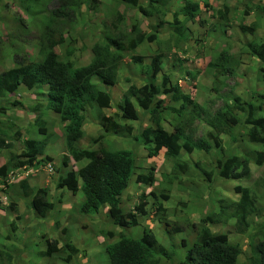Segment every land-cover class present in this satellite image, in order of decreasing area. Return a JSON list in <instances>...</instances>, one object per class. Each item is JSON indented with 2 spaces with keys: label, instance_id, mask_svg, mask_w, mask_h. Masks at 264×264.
I'll return each instance as SVG.
<instances>
[{
  "label": "trees",
  "instance_id": "obj_1",
  "mask_svg": "<svg viewBox=\"0 0 264 264\" xmlns=\"http://www.w3.org/2000/svg\"><path fill=\"white\" fill-rule=\"evenodd\" d=\"M36 1L39 4L43 0ZM141 1L110 0L109 3L104 0H52V3L58 6L48 14L37 4L33 7L27 5L25 10L33 19L30 22L21 20L19 23L24 28H30L39 34L40 53L36 57L40 60L31 56L24 41H17L10 35L5 36L0 32L1 112L6 113L9 110V105H14L7 99V96L16 92L21 85L28 89L46 85L48 87L47 108L58 113L61 116V121L68 122L63 128L66 150L75 161L89 160V163L78 171L73 169L64 171L57 177V180L59 178V183H72L73 185L82 180L81 190L85 200L80 205L79 212L86 218H92L99 215L101 208L106 206L109 218L122 229L137 226L141 216H148V202L145 194L141 201L136 203L133 210L126 212L122 207L123 194L134 178L137 168L135 152L124 148H119L114 152L106 149L88 150L80 148L77 143L84 137L82 127L87 107H91L93 113L97 111V118L101 121L105 131L113 130L121 135L132 132L130 125L120 123V116L116 119L102 113L104 108L110 106L111 96L94 80L95 77H98L111 85L116 84L119 80L118 69L128 61L124 55L126 49L133 53L130 56L132 60L130 67L133 65L132 68L140 70V74L145 76V83L142 86L131 85L128 88L123 97L122 116L130 121L139 120L135 103H138L146 113H149L152 123L142 131V137L145 139L143 143L151 157H157L161 152H164L165 156L175 164L173 172L183 174L187 163L181 161L182 151L189 154L195 151L208 153L217 147L224 148L221 137L225 133L231 135L232 143L236 142L238 137L228 131L238 127L242 122V116L236 112L239 111L245 118L242 123L249 128L247 140L258 144L259 148L255 150L253 158H250L249 153L242 156L226 153L217 161L219 173L228 180H236L249 172L251 163L264 167V91L254 94L253 101H246L240 96L233 97L231 93L221 95L226 87V81L237 75L243 54H249L260 61L257 79L258 83L264 82V39L260 38L258 34L264 17L258 15L260 20L251 23L244 20L251 13L255 14V11L264 15V6L256 4L255 0H234L235 9L244 10L243 20L235 28L241 35L249 34L254 37V40L237 49L242 53L239 58L231 52L234 47L229 43L232 38L227 31L230 24L228 17L230 7L226 4L217 13L214 12L223 21L224 37L218 50L213 51V58L205 66L201 64L197 69H185L182 65L177 67V63H175L170 68V72L166 73L162 77V81L159 82L156 80L153 69L157 71L162 68V61L158 60L161 56L160 53L158 54L156 51L154 59L151 58V65L149 63L147 68L143 64H147L144 63L145 57L147 59L148 54L151 53L150 44L152 42H158L160 46L167 45L171 38L170 35L166 40L159 39L160 29L169 25L173 29L171 30L172 36L176 35L188 47L187 51H192L195 49L194 44L198 45L199 42L194 35L207 36V40L210 42L215 41L212 40L214 36L209 26V24L215 26V21H213L215 15L210 14L211 10L213 12V7L209 0H204V5L198 1L184 0L180 11L169 8L167 3L171 2L170 0H148L147 4H143ZM99 8H103L105 17L103 20L106 22H102L100 38L97 33L98 27H94L97 38L91 45L94 54L92 61L87 65L79 66L75 59L77 51L82 50V48L80 49L82 45L87 49L91 43L89 42L90 38L85 36L84 30L80 31L76 28L79 22L77 13L84 15L83 12H89L88 18L92 20L95 17L93 12ZM131 8H136L143 15L156 19L157 24L152 33L143 31L138 24L124 22L127 17L126 11ZM202 10L208 15L202 16ZM169 13H172L173 17L168 22L165 18ZM17 17L20 18L18 15ZM95 18L100 20L98 17ZM205 20H207V24H205ZM196 24H201L210 31L204 32ZM124 40H127L128 48H126ZM56 48H62L63 51L57 53ZM139 48L141 49L138 51ZM23 53L26 54L21 55ZM16 55L18 56L15 58ZM8 56H12L14 66L2 71L1 67ZM196 57H199V54ZM183 61V58L179 59V62ZM176 67L180 69L182 75L176 78V83H173L174 77L171 76L173 74L171 70ZM203 67L213 78L211 92L216 93L218 98L223 100V106L214 115V122L219 128L216 134L210 132L207 138L196 140L191 133L187 132V126L200 114H207L208 120L213 118V115L210 116V112L194 99L199 72ZM179 100H182L183 103L178 111L186 114L185 120L188 124H183L185 120H182V117L181 121L183 122H177L171 130H168L167 127L170 124L165 122V113L167 111L175 112L177 109L172 104ZM188 106H191L190 109ZM7 120H15V118L10 117ZM36 123L30 127L39 139L27 138L21 151L16 154L14 144L23 130L15 122L13 124L11 121L6 122L0 119V158L6 157V161L0 165V187L4 190L12 189L15 194L12 195L13 203L7 207L8 209L16 205V201L13 200L23 195L30 199L29 208L39 217L45 218L53 209H56L55 202L49 200L50 188H31L27 179L19 182V185L11 182L12 178L22 172L21 168L26 165L36 166L39 163L38 156H42L47 144L57 138L56 134L49 132L43 120L39 118ZM19 124L26 126V123L21 119ZM53 160L48 156L44 159L45 163ZM153 170L152 168L148 175L138 174L137 181L151 184L154 177ZM202 170L207 179L211 181L213 170ZM235 191L241 194L237 204L231 203L230 199H223L219 211L208 215L200 222H195L185 216H178V222H171L160 217L162 222L160 227L163 226L171 236L179 232L185 234L182 243L184 254L176 263L174 258L177 259L179 252L173 248L174 244L169 250H164L156 231L146 228L142 230L140 237L127 234L125 230L118 235L109 230L100 231L107 238L114 239L118 236V240L107 244V258L104 264H164L160 259L163 253L171 264H237L243 253L240 244L231 242L227 233L216 232L209 224L236 218L237 232L245 233L253 225L254 219L264 213V207L260 206L262 194H259L258 190L254 192L249 188L237 185ZM8 193L11 196V193ZM154 195L157 196L156 193ZM161 198L167 200L170 198V194L161 192ZM185 203L186 208L187 202ZM158 211L163 216L167 212L162 206H159ZM61 213L64 214V212ZM220 215L224 218L219 219ZM12 227L14 228V226ZM261 229H264V225L261 226ZM11 230L15 231V229ZM45 244L46 247L37 253L43 259V264H55L53 261L55 255L58 254L64 255V258L57 257V263L59 260H65L67 264H76L75 256L79 253V248L76 245L64 244L60 247L58 239L52 238H47ZM253 252L254 256L251 260L254 261V264H264V238L258 243L256 242ZM14 258L16 257L11 253L3 255L0 251L1 264H15Z\"/></svg>",
  "mask_w": 264,
  "mask_h": 264
},
{
  "label": "rangeland",
  "instance_id": "obj_2",
  "mask_svg": "<svg viewBox=\"0 0 264 264\" xmlns=\"http://www.w3.org/2000/svg\"><path fill=\"white\" fill-rule=\"evenodd\" d=\"M171 2L168 3L169 8H173L176 10H181L184 0H170ZM104 2H109L110 0H104ZM181 3V4H180ZM255 3L258 5L264 4V0H255ZM39 5L45 13H49L52 9L57 8L58 5H54L52 3V0L46 1L43 0L41 3H37L36 0H0V32L1 34L10 35L12 39L15 40H22L25 43V47L29 53H31V56L37 58L40 60V58L36 57L40 53V46H39V34L36 33V31L30 29V28H24L22 24L19 23L21 20H26L27 22H30L33 17L30 16V14L25 10L27 5H31L32 7L34 5ZM177 5V6H175ZM226 5H223L222 8H224ZM232 8V10H231ZM243 12L244 10H238L235 9V6L232 5L230 6V10L228 12V17L230 18V24L227 29L228 33L230 34V44L234 47V49L231 51L234 56L237 58L240 57L242 54L240 51L237 49L242 48L243 45H245L246 39L245 37L251 36L252 39L254 38L252 35H241L239 34L238 30L235 28L237 25L241 23L243 20ZM84 15H78L79 16V28H81L80 31L84 30L85 36L89 37L91 33L95 35V29L94 27L97 26V33L98 36L100 37V33L102 32V22H106V20H103L104 14H103V8H99L98 10H95L93 13L95 14V17L100 18V20L96 19L95 17L90 20L88 18V13L89 12H83ZM20 16L19 17H17ZM258 15H261L264 17L262 13L256 12L255 14H250V16H246L244 20H247V22H252L255 20H260L258 19ZM219 18V17H218ZM171 19V18H170ZM147 21L148 25L146 22ZM124 22H128V24L135 23L138 24L139 26L142 27L144 31L149 30H154V27L156 26L157 22L156 20L142 16L141 13L135 9L131 8V10H127V17ZM169 27V25H166ZM23 27V29H22ZM170 28V27H169ZM223 23H221L220 27V33L221 35L218 37L212 38V40H215L214 42H210L207 40V36L202 37L198 35H194L196 39H198V43L202 42L200 45H195V48L201 49L202 48V53L204 56V63H208L209 60H211L212 53L213 51L218 50L220 47V43L223 39ZM170 34V33H169ZM167 34V35H169ZM261 38V36L259 35ZM184 43L181 45L184 47ZM207 45H210L211 47L206 48ZM153 49V50H152ZM151 49V53L148 54L147 59L145 57V62L147 64H143L145 68L148 67L149 63L151 65L152 60L151 58L154 59L156 55V47L153 45V48ZM61 50L63 51L62 48H56L57 53H61ZM26 53H23L21 55H24ZM133 55V53H130ZM175 52L170 53V57L167 58L160 53V58L158 59L159 61H162L161 64V69L155 71L153 69V73L156 76L157 81H161L163 74H165L167 71L170 70V68L174 65V62L176 59H173V55ZM18 55L15 56V58ZM244 56L241 55V60L242 63L239 66V69L237 71V75L233 78H229L226 81V87L224 90L227 91H233L234 94L236 95H242L243 97H249L252 95V93H255V89L257 88V85L255 84L257 81L255 80V71H256V63L257 60L253 61H245L243 62ZM150 61V62H149ZM14 66V60L12 59V56H8L5 60L4 63L1 67V70H8L13 68ZM133 65L130 67L129 65L125 68L124 72H121L119 75V80L116 86L112 88L113 92L116 91V87L118 88L117 90L120 91L121 93V99L119 104H117L115 101V105H118V109L120 105L122 104V100L124 97V94L126 92H123L124 86L122 84H129L131 82L132 76H141L145 78L144 75L140 74V70H135L132 68ZM140 68V66H139ZM151 70V69H150ZM201 73V79L199 83L197 84V90L194 94V99L198 104L201 106H204L209 112L210 116L215 114L222 106H223V101L217 97L216 93H212L211 89L213 87V78L211 74L207 70H203ZM177 75V74H176ZM242 79V81H240ZM176 81V79H173V83ZM98 86L103 88L105 91H107L104 87V84L98 83ZM260 84H258L259 86ZM46 86V85H45ZM261 88L264 90V83L261 85ZM236 90V91H234ZM108 92V91H107ZM12 99V97L10 98ZM9 101L11 103L12 100ZM255 99V98H254ZM5 101V100H4ZM8 101V100H7ZM182 100H179L177 102H174L173 106L175 109H177L175 112L168 113L170 116L168 118H165V122L169 123L170 126L167 127L168 130H171L173 126L177 122H183L181 121V118L183 117L182 120H185L186 114L184 115L183 112L178 111V109L181 107ZM2 106L1 101H0V107ZM136 109L138 113H144L143 109L135 103ZM191 106H188V109H190ZM112 108V104L111 107ZM49 109V108H48ZM92 113L93 117L97 122H99V125L102 126L101 121L97 118L98 113L95 111L93 113V110L91 107H88L87 111ZM120 110V109H119ZM102 113L105 114L106 116L109 117H114L116 119L119 118L120 112H113L111 115H107L105 113V109L102 110ZM10 115V117H14L15 120H7L6 116ZM166 115V113H165ZM184 115V116H183ZM207 114H200L199 117H197L192 123H190V128L187 130L188 133H191L195 139H199L201 137L207 138V135L210 132H213L216 134V131L219 130L217 128V124L214 122V115L213 118L211 119V125H207L205 119L207 118ZM166 117V116H165ZM26 118V116H25ZM0 119L4 121H11L13 124H17V126H20L23 130L24 133L21 135L16 143L14 144V149L16 151V154H18L23 146L25 145V140L27 138L29 139H39L37 135L35 134L34 130L26 123V126L20 125L19 121L21 119V116H16L14 115L11 111L7 113H3L0 110ZM204 120V121H202ZM120 123H122V119L120 117ZM184 125L188 124L186 121L183 122ZM63 125V124H62ZM148 125H151V119L149 114H144V117H140L138 121H136L134 124L131 125L132 127V132L130 134H118L116 131L117 136L121 137L120 139V144L116 145V150L119 148H124L129 147L131 150H133L137 154V171L135 173V177L132 180L131 186L124 192L123 197H122V207L123 209L128 212L134 209L136 203L141 201L143 194L146 195V200H147V214L148 216H141L139 218V225L134 226V227H126V228H120L119 226H116L112 220L108 216V211L107 208L100 213L99 215H96L95 217L92 218H86L83 214L79 212V207L80 203L78 196H76V200L69 197L71 199L70 202H68L66 205V210L62 211L61 210V203L59 205V199H57L54 195L53 199L55 200L56 203V209L58 211L57 214H50L49 216H46V218L40 219V217H35L34 220L39 219V223H43V227H46L43 229V231H39L42 239V249L46 247V239H58L59 241V246H63L64 244H71V245H76L79 248V253L75 256V263L76 264H101L98 262L96 259H103L106 246L108 243L112 241L118 240V236H116L114 239L113 238H107L105 237L100 231L102 230H109L114 232L116 235H118L121 231H127V234H132L135 237H139L141 234L140 232L143 229H153L156 231V234L159 236L161 240V246H163L164 250H169L172 245L174 244V247L178 252L179 255L174 258V262L180 260L184 254V248L182 247V243L185 237L184 233H174L172 236L170 235L169 232L164 230V227H160V223L162 225V222L160 220V217H164L168 221L171 222H178V216H185L189 217L191 220H193L189 215L188 212L185 210L186 208L189 210L193 208L194 206L200 205V203L195 204L188 202L187 207L185 208V201L181 199H186V200H191L193 199L194 196L200 193L201 189V182L199 178L196 176L192 175L189 177L187 180L184 179V181L179 180L175 182L174 188L177 191V194L175 195V192H171L172 197L170 200L172 202L168 203V208L165 205V202H167L165 199L161 198V192H166L165 183H166V175L171 174L172 171L175 169V164L172 160L169 158L165 157L164 155L157 156V157H151L149 155V151L145 144L142 142L140 139V134L141 132L147 127ZM36 130L38 131V128L36 127ZM248 126H245L242 122L238 125V127L229 130L228 132H233L238 139L236 142L232 143L230 141V134L225 133L222 135V143L224 145V149L227 150L228 152H236L240 156L246 155L249 153L250 158L254 157L255 150L259 148V145L255 143H251L250 141L247 140V135H248ZM59 132L63 133V126L59 128ZM113 131V130H111ZM104 127L102 126V133L94 138V142L97 143L99 142L103 137H104ZM136 137H139L138 139ZM43 139V137H42ZM61 139L59 135H57V138L55 141L52 143H56ZM62 139L65 138L62 137ZM230 141V142H229ZM248 141V142H247ZM231 143L230 148L227 149L228 144ZM65 150H66V142H65ZM91 150V149H90ZM98 151V150H97ZM193 159L195 160H200L202 162L200 166L194 165L193 167L198 170L200 173H202V169H207V170H212L213 169V164L211 157L200 154L199 156L196 154V152L193 155ZM6 161V157L2 156L0 158V165ZM37 166V165H36ZM153 170V182L150 185L147 184H141L137 181V176L140 173H143L144 175H148V173L151 172V169ZM190 168V164H189ZM65 170V169H63ZM245 176V175H244ZM241 177L236 180H228V179H223L224 184L226 187L231 186V185H240L242 178H247ZM250 176V177H249ZM249 178L244 180L245 185L250 186V189L252 188L256 191L258 190L259 194H262L260 197V206L264 207V187H263V180H264V167H256L255 165L252 166V172L249 174ZM14 181V179H13ZM242 184V185H243ZM19 185V184H18ZM207 192L212 191V187L209 186V184L203 185L202 186ZM172 190V189H170ZM6 191V189H2L0 187V212L3 210V206L8 207L10 206L13 202L6 200L5 196L3 195V192ZM154 193L157 194V196L154 195ZM207 195V194H206ZM206 195L203 197V202L206 201ZM169 200V201H170ZM161 203V204H160ZM159 206H162L167 210L165 215H161L158 211ZM105 207V206H104ZM104 207L101 208V211L104 209ZM213 211L211 209L208 213ZM61 212H64V214H61ZM176 212V213H174ZM178 214V215H177ZM10 215V220L7 221V226H10L11 229H19V223L21 220L26 218L25 216L21 215L19 212H15L14 214L9 213ZM203 215V212L200 213L198 211L194 212L192 216L196 219H200V217ZM28 224L24 226V229L27 227V232L25 236H28L29 238H32V231L33 227H35V223L31 224L32 221V216L29 215L28 217ZM256 219V218H255ZM254 219V221H255ZM169 222V223H171ZM14 226V228L12 227ZM236 226L233 225H227L222 229L223 232H227L228 234L231 233H238L237 230L235 229ZM35 231V230H34ZM14 232V231H13ZM239 234V233H238ZM174 236V237H173ZM264 238V229H260L259 232L255 233V244L256 242L262 240ZM243 243V253H242V258H240L237 262V264H254V261H252V257L254 256V252H252L251 256L250 254V240L247 239L245 236L242 237ZM20 241H21V248H27L30 250L32 248L31 243H26L27 241L25 240L23 242L21 236H20ZM56 260L55 264L57 263V257L58 258H64V255H55ZM249 256V257H248ZM256 257V254H255ZM162 263L164 264H171L164 256V253L160 257ZM64 262V261H63ZM173 262V263H174Z\"/></svg>",
  "mask_w": 264,
  "mask_h": 264
},
{
  "label": "crops",
  "instance_id": "obj_3",
  "mask_svg": "<svg viewBox=\"0 0 264 264\" xmlns=\"http://www.w3.org/2000/svg\"><path fill=\"white\" fill-rule=\"evenodd\" d=\"M194 1H198L199 3L204 5L203 4L204 0H194ZM209 1H211V3H212L211 6L213 7L212 8L213 12L211 10L210 14L215 15V18H213V21H215V26L213 27L210 24H209V26L211 27V33L213 34V36L219 38V36L221 35L220 27H221V23H223V21L220 18H218L217 14H215L214 12L217 13V11L219 9H221L223 7V5L227 4L230 7L232 5H235V3H234V0H209ZM141 2L143 4H147L148 0H142ZM167 5H168V3H167ZM175 6H177V5H175ZM128 10H131V9H128ZM231 10H232V8H231ZM126 14H127V11H126ZM205 15H208V13L205 12L204 10H202V16H205ZM171 17L172 16L169 15L168 18L170 19ZM150 18L153 19V17H150ZM154 20H156V19H154ZM144 22L147 23V21H144ZM190 24H192V23H190ZM205 24H207V20H205ZM147 25H148V23H147ZM196 25L198 28H200L204 32L210 31L207 27H205L201 24H196ZM194 26H195V24H194ZM79 30H81V28H79ZM171 30H173V29L169 28L167 26H164L163 28H161L160 34H159V39L166 40L171 35L170 40H171V42H173L172 52H175V54L173 55V59H176L174 64L177 63V67H178L179 65H181V62H179V59H182V58L186 59L187 58V61L183 62V66H185V68H187V69H197L200 67L201 64H203L205 66L206 63L203 62L204 61L203 55L201 57H195L198 54V52L202 49L195 48L192 51H187L188 47L185 45H184V47H182L181 45L183 44V42H181V40H179L176 35L172 36ZM167 34H169V35H167ZM258 34L264 39V18L262 19V27L258 30ZM89 38H90L89 42L91 43L89 45V47L86 49L82 45V47H80V49L82 48V50L81 51L78 50L76 55H75V59L77 60L76 63H78L79 66L87 65L93 59L94 54H93V51L91 49V45L94 43V41L96 40L97 37H96V35L91 33L89 35ZM245 39H246V42L254 40V39H252L251 36H247V37H245ZM170 40L168 42L169 46L166 50L164 49L165 44L160 46L158 44V42H156V43L153 42L150 44V46L153 48V45H155L158 54L162 53L163 56L169 58L170 57V50H171ZM209 47H211V46L210 45L206 46V48H209ZM140 49L141 48H139L138 51ZM185 51H187V52H185ZM243 56H244L243 62H244V60L245 61H247V60L253 61V62L255 60H257L256 58H253L247 54H245ZM128 65L130 66V64H127L120 71V73L124 72L125 68ZM256 66H257V69L260 68V61L259 60H257ZM177 67L175 69L171 70V71H173L172 77H174L175 79L182 75L180 69ZM201 69L202 70H200V72H203V70H205L204 67ZM168 72H170V71H167V73ZM120 73H119V75H120ZM201 76L202 75L200 74L197 84L199 83ZM256 78H257V76L255 75V80H256ZM144 79L145 78H143L141 76H132L131 82L129 84H125V83L122 84L124 86V88L122 89L123 92H126L131 85L142 86L145 83ZM94 80L96 83L104 84L105 89L108 91V93L111 96L112 108H106L105 113L107 115H111L115 111L120 112V110L118 109V105L116 106L115 102L117 104H119L120 99H121V93H120V91L117 90L118 89L117 87H116L115 92H113V90H112V88L114 86H116V84L111 85L110 83H107L98 77H95ZM176 81H177V79H176ZM47 91H48L47 86L34 88V89H27L26 87L21 86L17 92H15L14 94H8V96H7L8 100L12 97V102H14V101H17V102H15L14 105L10 104L9 108H8L9 110H7L6 113L11 111L14 115L21 116V120H23L27 124L30 123L29 126H33L35 124L36 119L38 117H40V119L45 121L50 133H54V134L59 135L61 137V139L58 142H56V143L50 142L47 144L45 151L42 154V156H38L37 161L39 163L37 164V166L26 165L25 167L21 168L20 171H22V172L17 177L12 178L11 182H13V184H15V185H18L20 181L27 179L29 181V185L31 188L37 189V188H41V187H49L50 188L49 200H51L52 202H55V200L53 199V196H52V195H54L57 199H59V205H60V203L62 205L61 210L65 211L66 210L65 204H67L68 202L71 201V199L69 197L76 200L75 197L78 196V198H79L78 203H80V205L84 202L85 197H84V194L81 190L82 180L77 181V183L75 185H73L72 183L62 184V183H59L60 180H59V178L57 180V177L60 176L64 171H71L72 169L75 171H78L83 166L87 165L89 163V160L83 159L79 162H76L71 158L70 154L65 150V141H64V139H62V137H64V135L62 134V132H59L58 130H59L60 126L61 127L65 126L68 124V122H66V123L61 122V116L58 113L54 112L53 110L47 108V106H46L48 103V101L46 99ZM168 113H171V111L166 112L165 118H168L170 116V114H168ZM138 114H139V119H140V117L143 118L144 114L146 115L147 113L144 111V113L139 112ZM85 115L86 116H85V120L83 122V127H82L83 131L85 132V136L79 140V142H78L79 147L82 149H91V150L106 149V150L111 151V152L116 151V145L120 144V142H121L120 139H122V138L117 136L114 131L109 130V131H105L106 133H104V137L99 142L95 143L94 138H96L97 136H99L102 133V126H100L99 122H97V120L94 119L90 110L86 111ZM25 116H26V118H25ZM6 118H10V115L7 114ZM136 121H138V120H136ZM136 121H128V120L122 119V123L134 124ZM207 125L212 126L211 122H207ZM24 133H26V132H22L20 134V136L23 135ZM140 139L143 142V139L141 137H140ZM230 146H231V144L229 143L227 146V149L230 148ZM125 149L131 150V148H129V147H125ZM194 153L195 152H193L192 154H188L186 152H183V158L185 160H187L190 164V168L183 175V180L180 178H177L176 180L166 179V183H165L164 187L166 188V190H168L170 192H175L176 191V189L174 188L175 182H177L179 180L184 181V179L187 180L192 175L199 178V180L201 182L200 193L197 194L196 196H194L193 199H191L189 201L186 199H181V200H183L187 203L188 202H190V203L194 202L195 204L200 203V205L194 206L193 208H191L189 210L187 208L185 209L187 212L189 211L188 215L193 219V221L200 222L202 219L206 218L208 215L219 211L220 206H221V202L223 199H230L231 203L237 204L238 201L240 200V194L235 191V187H236L235 185H231L228 187L225 186L224 180L222 177L219 176L218 171L216 172L214 181L212 183L205 181L203 174L200 173L198 170H196L193 167L196 164V162L199 160V159L198 160L193 159ZM212 153H213V155H215L217 157H223L226 153L238 154L236 152H228L227 150H225L224 148H221V147L220 148H214ZM196 154L199 156L202 153L196 151ZM161 155H164V152H161V154L159 156H161ZM46 156L51 157L54 160L51 162L45 163L44 159ZM137 164H138V162H137ZM254 165L256 167H260V166L256 165L255 163H251L249 165V172L247 174H245V176H247V178L250 177L249 174L252 172V166H254ZM261 167H263V166H261ZM63 169H65V170H63ZM136 171H137V168H136ZM136 171H135V173H136ZM247 178H242L240 185L244 188L250 189V186L243 184L244 180ZM13 179H14V181H13ZM206 184H209V186L212 187V191L207 192L202 187L203 185H206ZM130 186H131V184L129 185V187ZM170 189H172V190H170ZM252 190L255 192V190L253 188H252ZM8 192L11 193V196L9 195ZM174 194L176 195L177 191ZM3 195L5 196L6 200H9L12 202V195H15V194L12 192V189L8 188L6 191L3 192ZM205 195H206V201L207 202L204 203L203 197H205ZM13 201H16V205L10 209H8L7 207H5L4 205L1 204V206H3L4 208L0 212V251H2L3 255H7L8 253H11L12 255H14V257H16V258H14L15 264H43V259H41V257L39 255H37V253L42 250V243H40V242H42V239H41V235H40L39 231H43V229L46 227H43V223H39V219L34 220L35 217H39V216L36 212H34L32 209L29 208L28 205L30 203V199H28V198H26V196L22 195L20 198L15 199ZM170 202H172V200H170V201L168 200L167 202H165V205L167 208H168V203H170ZM56 203L57 202H55V204ZM105 208H107V207H104V209L102 211L100 210V213H102L105 210ZM211 209H213V211L208 213ZM107 211H108V208H107ZM196 211H198L200 213L203 212V215L200 217L199 220L192 216V214ZM15 212H19L21 215L25 216L26 218H24L23 220L20 221L19 229H15V231L13 232L11 230L10 226H7V221L10 220L9 213L14 214ZM57 213H58L57 209H53L47 216H49L50 214H57ZM29 215L32 216L31 224L35 223V227H33V231H32V238L25 236L26 232H27V227H26V229H24V226L26 224H28V222H29V220L27 218ZM43 218L40 217V219H43ZM220 218H224V217H222L220 215L219 219ZM227 225L235 226L236 225V218H230V219H227L224 221H218L217 224H214V223L209 224V226L216 232H223L221 228H223ZM263 225H264V213L262 215L256 217L253 225H251V227L245 233H239V232H238L239 234L238 233H231V232H230V234H228L227 232H223V233L228 234V238L231 242L239 243L242 249H243L242 244L245 243V242H243L242 237L245 236L247 239H249L250 240V247H251L249 256H251V254L253 252V247L255 245V233H256V231L258 233L259 230L261 229V226H263ZM160 226H161V223H160ZM25 230H26V232H25ZM140 234L142 235V231L140 232ZM20 236H21L23 242L26 240L27 241L26 243H29V244L31 243L32 248L30 250H28L27 248H24V247L21 248ZM106 258H107V253L105 250V254H104L103 259H96V260L98 262H100L101 264H104ZM240 258H242V254L240 255L239 259ZM55 260L56 259H54L53 263H55ZM1 263H2V261L0 260V264ZM58 264H66V263L63 262V260H59Z\"/></svg>",
  "mask_w": 264,
  "mask_h": 264
},
{
  "label": "clouds",
  "instance_id": "obj_4",
  "mask_svg": "<svg viewBox=\"0 0 264 264\" xmlns=\"http://www.w3.org/2000/svg\"><path fill=\"white\" fill-rule=\"evenodd\" d=\"M261 6H264V4H261ZM138 10V9H137ZM139 11V10H138ZM141 13V12H140ZM78 14V13H77ZM79 15V14H78ZM141 15L142 16H145V17H151V16H147V15H143L142 13H141ZM169 15H173L172 13H169V14H167L166 15V21H168L169 22ZM173 17V16H172ZM171 17V18H172ZM157 22V21H156ZM248 23H250V22H248ZM166 26V25H165ZM76 28H77V30H79V22H78V24H77V26H76ZM139 28L140 29H142V27L141 26H139ZM143 30V29H142ZM144 31V30H143ZM148 33H152V30H149L148 29V31H147ZM73 33V32H72ZM122 34H123V32H122ZM124 36V35H123ZM125 41V46H126V48H128V44H127V40H124ZM153 43V42H152ZM154 43H156V42H154ZM172 44H173V42H171V40H170V45H171V50H170V53L172 52V48H173V46H172ZM200 44H202V42H200L199 43V45ZM168 46H169V43L167 44V45H165L164 46V49L166 50L167 48H168ZM202 49V48H201ZM202 50H200L199 52H198V54H199V57H201L202 55H203V53L201 52ZM124 55H125V58L128 60V61H126L125 62V64L123 65V66H121L119 69H118V79H119V73H120V71L127 65V64H131V58H130V56H132V54H130V52H129V49H126L125 51H124ZM243 55H245V54H243ZM247 55H249V54H247ZM33 57V56H32ZM196 57V56H195ZM35 59H37V58H35ZM258 60V59H257ZM184 61H187V58L186 59H184ZM183 61V62H184ZM210 61V60H209ZM208 61V62H209ZM183 62L181 63V65L183 66ZM241 63H242V60H241ZM184 68H185V66H183ZM185 69H187V68H185ZM260 68H256V71H255V75L257 76V71L259 70ZM167 73V72H166ZM165 73V74H166ZM200 73V72H199ZM165 74H163V76L165 75ZM201 74V73H200ZM172 76V75H171ZM199 79V78H198ZM161 81H162V79H161ZM256 85H257V88L255 89V93L253 92L252 93V95L251 96H249V97H243V96H241V95H236V94H234V92L233 91H229L228 93H231L232 94V96L233 97H236V96H240L242 99H244V100H246V101H253L254 100V98L255 97H253L254 96V94H256L257 92H261V91H264L262 88H261V85L264 83V82H262V81H260V83H258V79L256 78ZM177 82V81H176ZM176 82H174V83H176ZM198 82V81H197ZM118 83V82H117ZM116 83V84H117ZM98 84V83H97ZM258 84H260L259 86H258ZM21 86H23V85H21ZM20 86V87H21ZM45 86V85H44ZM43 87V86H42ZM36 88H39V87H36ZM28 89V88H27ZM34 89V88H33ZM19 90V89H18ZM17 90V91H18ZM16 91V92H17ZM128 91V90H127ZM126 91V92H127ZM234 91H236V90H234ZM107 92V91H106ZM15 93V92H14ZM14 93H12V94H14ZM227 93V91L226 90H223L222 92H221V95H224V94H228ZM11 94V93H10ZM184 94H187V93H184ZM110 95V94H109ZM167 96V95H166ZM217 97H218V95H217ZM10 100H12V99H10ZM222 100V99H221ZM134 101V100H133ZM223 101V100H222ZM15 102H17V101H14L13 103H15ZM122 102H123V100H122ZM111 104H112V99H111ZM111 104H110V106L109 107H106V108H110L111 107ZM136 104H138V103H136ZM139 105V104H138ZM140 106V105H139ZM121 107H122V104L120 105V107H119V109H120V117H121V119H125L123 116H122V109H121ZM136 107V106H135ZM141 107V106H140ZM106 108H104V109H106ZM142 108V107H141ZM87 109H88V107H87ZM143 109V108H142ZM137 110V109H136ZM138 112V111H137ZM238 114H240L241 116H242V122H243V120L245 119L244 118V115H243V113H241V112H239V111H236ZM86 113V112H85ZM147 114H149V113H147ZM185 115V114H184ZM213 115H215V114H213ZM86 116V115H85ZM199 117V116H198ZM40 117H38L37 119H36V121H35V124L34 125H36L37 123V120L39 119ZM196 119V118H195ZM42 120V119H41ZM85 120V119H84ZM126 120V119H125ZM44 121V120H43ZM128 121H130V120H128ZM186 121V120H185ZM194 121V120H193ZM202 121H204V120H202ZM205 121H206V123L207 122H211V119H205ZM45 122V121H44ZM61 122H63V121H61ZM84 122V121H83ZM187 122V121H186ZM63 123H65V122H63ZM152 123V122H151ZM30 123H28V125H29ZM46 124V123H45ZM123 124H128V125H132L131 123L129 124V123H123ZM148 126H150V125H148ZM147 126V127H148ZM63 128H64V126H63ZM190 128V125H188L187 126V129L186 130H188ZM63 135H64V133H62ZM248 134H249V130H248ZM84 136H85V132H84ZM65 137V136H64ZM140 137L143 139V140H145L143 137H142V132H141V134H140ZM137 139L139 138V137H136ZM201 138H203V137H201ZM201 138H199V139H201ZM195 139V138H194ZM196 140H198V139H196ZM65 142H66V140H65ZM79 142V141H78ZM252 143V142H251ZM78 144V143H77ZM258 145V144H257ZM79 146V145H78ZM217 148H220V147H217ZM88 150H90V149H88ZM67 151V150H66ZM133 151V150H132ZM212 151H213V149L210 151V152H208V153H206V152H204V151H198V152H200V153H202V154H204V155H207V156H209V157H211V159H212V164H213V176H212V180L211 181H209L208 179H207V176H206V174H205V172L202 170V174H203V176H204V178H205V181H207V182H209V183H212L213 181H214V178H215V175H216V172L218 171V174H219V176L220 177H222L221 175H220V173H219V168H218V166H217V161H218V159L219 158H222V157H217V156H215V155H213V153H212ZM68 152V151H67ZM183 152H185V151H182L181 152V156H180V158H181V161L183 162H186L187 163V168H186V170H185V172L183 173V174H178V173H174L173 171H172V173L171 174H167L166 175V179H168V180H176L177 178H180V179H182L183 180V175L188 171V169H189V162L187 161V160H185L184 158H183ZM196 152V151H195ZM69 153V152H68ZM187 153V152H186ZM70 154V153H69ZM189 154V153H188ZM165 155V154H164ZM71 156V155H70ZM137 156V155H136ZM240 156V155H239ZM166 157V156H165ZM71 158H72V156H71ZM73 159V158H72ZM74 160V159H73ZM83 160V159H82ZM75 161V160H74ZM81 161V160H80ZM76 162H79V161H76ZM203 162V161H202ZM202 162H200V160H198L197 162H196V166H200V164L202 163ZM207 170V169H206ZM209 171H211V170H209ZM135 177V176H134ZM223 179H226V178H224V177H222ZM134 179V178H133ZM132 179V180H133ZM23 181V180H22ZM21 182V181H20ZM132 182V181H131ZM140 183V182H139ZM131 184V183H130ZM141 184H144V183H141ZM147 185H150V184H147ZM238 186H241V185H238ZM244 188V187H243ZM166 192H168L169 194H170V198L172 197V195H171V192L170 191H168V190H166ZM240 194V193H239ZM240 197H241V194H240ZM170 198L169 199H167L166 201H168V200H170ZM161 204V203H160ZM106 207V206H105ZM243 251V250H242ZM54 259H56V256H55V258ZM66 264H67V262L65 261V260H63Z\"/></svg>",
  "mask_w": 264,
  "mask_h": 264
}]
</instances>
